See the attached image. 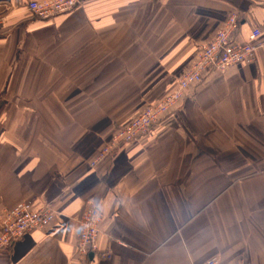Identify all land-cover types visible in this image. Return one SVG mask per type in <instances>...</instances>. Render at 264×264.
I'll return each instance as SVG.
<instances>
[{
	"label": "crops",
	"instance_id": "crops-1",
	"mask_svg": "<svg viewBox=\"0 0 264 264\" xmlns=\"http://www.w3.org/2000/svg\"><path fill=\"white\" fill-rule=\"evenodd\" d=\"M34 1L0 0V233L23 203L54 218L0 264H264V45L98 161L231 16L238 42H264V0H84L51 20ZM96 202L98 252L83 262L74 228Z\"/></svg>",
	"mask_w": 264,
	"mask_h": 264
},
{
	"label": "built area",
	"instance_id": "built-area-1",
	"mask_svg": "<svg viewBox=\"0 0 264 264\" xmlns=\"http://www.w3.org/2000/svg\"><path fill=\"white\" fill-rule=\"evenodd\" d=\"M84 0H46L29 4V12L38 20H51L73 11ZM239 30L237 16H231L218 31L213 41L204 46L191 69L179 81L177 89L161 102L147 107L137 118L112 137L101 153L99 160L111 155L120 146L131 144L147 137L159 126L164 117L176 110L186 95L197 88L212 70L225 72L239 64L255 62L256 52L264 45L260 40L261 32L254 30L249 40L240 43L236 40ZM96 164H93L95 166ZM95 205L86 206L79 221L77 231L78 256L83 262L98 252V238L102 213L94 212ZM98 217V218H97ZM54 218L50 207L34 210L30 203H23L5 211L1 221L0 252L12 247L28 233L44 229ZM87 227H84V226ZM205 264H223L219 258H212Z\"/></svg>",
	"mask_w": 264,
	"mask_h": 264
},
{
	"label": "clouds",
	"instance_id": "clouds-1",
	"mask_svg": "<svg viewBox=\"0 0 264 264\" xmlns=\"http://www.w3.org/2000/svg\"><path fill=\"white\" fill-rule=\"evenodd\" d=\"M100 210H101V205H100L98 202H96V203H95L94 212H95V213H99ZM97 218H98V217H97ZM84 227H87V226L85 225ZM79 230H81V229L74 228V231H79Z\"/></svg>",
	"mask_w": 264,
	"mask_h": 264
},
{
	"label": "water",
	"instance_id": "water-1",
	"mask_svg": "<svg viewBox=\"0 0 264 264\" xmlns=\"http://www.w3.org/2000/svg\"><path fill=\"white\" fill-rule=\"evenodd\" d=\"M93 258H94V255L91 254V255H90V260H93Z\"/></svg>",
	"mask_w": 264,
	"mask_h": 264
},
{
	"label": "rangeland",
	"instance_id": "rangeland-1",
	"mask_svg": "<svg viewBox=\"0 0 264 264\" xmlns=\"http://www.w3.org/2000/svg\"><path fill=\"white\" fill-rule=\"evenodd\" d=\"M182 78H183V77H182ZM182 78H181V79H182ZM181 79H180V80H181ZM177 87H178V85H177ZM176 89H177V88H176ZM172 94H173V93H172ZM170 95H171V94H170ZM170 95H169V96H170ZM167 97H168V96H167ZM167 97H166V98H167ZM163 100H164V99H163ZM160 102H161V101H160ZM158 103H159V102H158ZM153 105H154V104H153Z\"/></svg>",
	"mask_w": 264,
	"mask_h": 264
}]
</instances>
